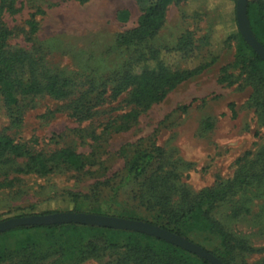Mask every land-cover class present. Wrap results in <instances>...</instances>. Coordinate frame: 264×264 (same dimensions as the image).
<instances>
[{"label":"rangeland","instance_id":"rangeland-1","mask_svg":"<svg viewBox=\"0 0 264 264\" xmlns=\"http://www.w3.org/2000/svg\"><path fill=\"white\" fill-rule=\"evenodd\" d=\"M14 9L0 18L11 31L5 50H24L23 60L30 68L34 60L41 85L70 82L62 97L43 89L15 93L21 116L16 125L0 91V134L45 160L72 149L82 168L58 163L37 172L27 168V157L0 150V222L22 211L84 212L173 229L162 206L182 210L210 190L222 197L206 206L208 217L229 235L230 247L220 245L212 231L191 227L199 217L188 220L186 236L233 264H264V84L235 63L237 42L223 43L238 28L235 2L172 3L154 36L125 45L120 36L137 26L141 14L136 0H15ZM157 49L158 60L172 68L214 59L146 109L134 106L129 89L113 96L129 65L141 59L156 63L150 55ZM80 105L81 112L91 108L88 118L74 116ZM132 109L136 116H126ZM155 148L144 174L125 181L130 163ZM75 202L80 211H71ZM70 233L47 235L31 228L17 237L2 236L0 264H107L118 257L106 252L82 259L86 235Z\"/></svg>","mask_w":264,"mask_h":264},{"label":"trees","instance_id":"trees-1","mask_svg":"<svg viewBox=\"0 0 264 264\" xmlns=\"http://www.w3.org/2000/svg\"><path fill=\"white\" fill-rule=\"evenodd\" d=\"M136 1L141 7V14L138 18L137 26L120 36L119 42L124 45L133 44L154 36L165 21L169 5L181 2L182 0ZM231 1L236 2V0ZM14 3L15 0H0V18L5 12H16ZM246 3L247 18L252 34L264 47V0H246ZM34 16V13L30 14V20L27 21L31 33L36 30V24L33 21ZM189 34L190 33L187 35L189 36ZM10 35L11 31L2 26L0 22V91L9 105L12 124L16 125L20 123L21 116L17 110L18 101L15 93L28 91L30 89L32 91H40V89H43L52 96L62 97L66 95L67 92L63 89L67 87L70 81L66 78H56L57 80H63L62 82L58 81L60 82L59 87L56 81L48 79V82L46 81L47 83L45 82L46 84L44 85L37 82L34 78V72L36 70V63L34 60L32 59V68H30L23 60L25 57L27 58L28 55L24 50L18 49L10 53L5 50L7 47L6 40ZM230 40H235L237 42L235 63L246 68L249 74L256 76L260 82V86H262V84H264V60L244 41L238 28L232 35H228L223 43H228ZM180 48L182 47L180 46ZM160 51V49H157L150 55V59H156V63L154 64H148L146 61L149 59H141L129 65V68L123 73L116 86L112 88V95L117 96L129 89L130 100L134 103V106H136V108L141 106L142 109H146L153 103L161 101L166 96V93L180 82L208 67L214 59L212 58L209 62L194 68H172L165 62L158 60ZM83 107V105L78 107L80 112L74 110V116L88 118L92 113L91 108L86 107V109L81 112ZM134 109L127 113L126 116L134 114L136 116V111ZM131 119L130 125L135 121L134 116ZM0 150L6 151L14 156L27 157V168L30 169V167H32V170L37 172H49L53 166L58 163L76 170L82 168L80 156L69 148H62L45 160L40 157V154L34 155L21 149V147L15 144L9 136L0 134ZM157 150L158 148H155L154 150L144 151L142 154H139L130 163L125 181L132 182L140 178L153 160ZM233 184L234 180L226 187L229 188ZM219 197L221 198L222 196H216L212 191L208 190L203 192L194 204L189 205L185 209L177 210L172 207L166 209L162 206L161 214L163 218L165 216L167 220H172L171 224L174 225V228L168 229L165 226H159L191 241L185 233L189 229L188 220H197L199 217V221L197 220L198 225H189L196 229L205 228L210 232L212 231L214 235L220 237V245L224 244L227 249L230 247L228 240L230 239L229 235L220 228L215 227L214 223L210 221L208 209H206L207 205H210ZM80 210L75 202L71 211ZM52 212L56 211H43L40 212V214H49ZM32 214L33 213L22 211V213L20 212L15 216L21 217ZM1 220L3 219L0 218V221ZM148 222L153 225H158L157 223ZM31 228L34 233L41 231L47 235L55 232L65 233L66 231H71L70 234H72V236L84 237V235H86V242L80 245L79 254L82 259L91 256L98 257L106 252H113L118 254V257L115 259V263L111 262L107 264H211L206 259L198 257L180 246L173 245L151 235L128 230L79 226L73 223L49 224L17 227L0 234V237L6 235H14L17 237L19 234H22V232L31 230ZM209 252L224 264H233L225 254L214 250H210Z\"/></svg>","mask_w":264,"mask_h":264},{"label":"water","instance_id":"water-1","mask_svg":"<svg viewBox=\"0 0 264 264\" xmlns=\"http://www.w3.org/2000/svg\"><path fill=\"white\" fill-rule=\"evenodd\" d=\"M235 5L237 25L242 38L249 46H251L256 54L264 60V47L256 40L249 26L246 11V0H236ZM68 223L144 233L165 240L173 245L180 246L181 248L197 255L198 257L206 259L211 264H224L204 248L159 226L139 220L93 213L59 212L46 215H31L10 218L0 222V233L22 226Z\"/></svg>","mask_w":264,"mask_h":264}]
</instances>
